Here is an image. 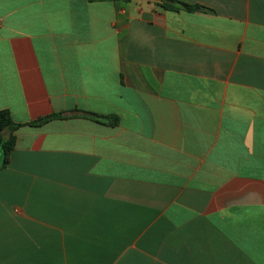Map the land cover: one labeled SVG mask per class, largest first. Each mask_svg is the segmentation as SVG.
<instances>
[{"label":"crops","instance_id":"obj_1","mask_svg":"<svg viewBox=\"0 0 264 264\" xmlns=\"http://www.w3.org/2000/svg\"><path fill=\"white\" fill-rule=\"evenodd\" d=\"M0 0V264H264V0Z\"/></svg>","mask_w":264,"mask_h":264},{"label":"trees","instance_id":"obj_2","mask_svg":"<svg viewBox=\"0 0 264 264\" xmlns=\"http://www.w3.org/2000/svg\"><path fill=\"white\" fill-rule=\"evenodd\" d=\"M91 1H112V0H91ZM164 10L172 11H188L193 12L198 10L199 6H192L178 0H159L157 3ZM70 118H84L93 122L107 125L117 126L119 124V118L117 116H104L92 112L86 111H75L70 115L66 113H54L45 117H41L33 122L21 124L13 121L11 114L8 110L0 111V149L3 151L2 166L5 167L10 162L11 152L14 150L16 145L15 132L24 125L40 127L48 122L61 119Z\"/></svg>","mask_w":264,"mask_h":264},{"label":"rangeland","instance_id":"obj_3","mask_svg":"<svg viewBox=\"0 0 264 264\" xmlns=\"http://www.w3.org/2000/svg\"><path fill=\"white\" fill-rule=\"evenodd\" d=\"M0 161H3V151L0 149Z\"/></svg>","mask_w":264,"mask_h":264}]
</instances>
